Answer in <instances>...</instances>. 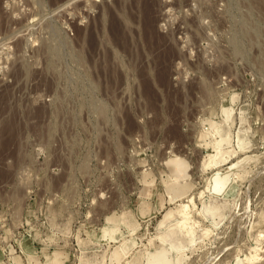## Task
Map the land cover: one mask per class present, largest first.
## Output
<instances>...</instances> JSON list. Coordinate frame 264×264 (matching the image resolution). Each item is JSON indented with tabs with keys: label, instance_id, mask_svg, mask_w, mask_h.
I'll list each match as a JSON object with an SVG mask.
<instances>
[{
	"label": "rangeland",
	"instance_id": "1",
	"mask_svg": "<svg viewBox=\"0 0 264 264\" xmlns=\"http://www.w3.org/2000/svg\"><path fill=\"white\" fill-rule=\"evenodd\" d=\"M228 167L232 189H206ZM181 177L198 221L182 252L158 238ZM166 250L264 264V0H0V264Z\"/></svg>",
	"mask_w": 264,
	"mask_h": 264
},
{
	"label": "bare ground",
	"instance_id": "2",
	"mask_svg": "<svg viewBox=\"0 0 264 264\" xmlns=\"http://www.w3.org/2000/svg\"><path fill=\"white\" fill-rule=\"evenodd\" d=\"M228 135L227 133L225 136H221V141L214 142V148L216 150L221 149V143L223 141H228ZM221 158V157H220ZM219 159V158H218ZM227 159V158H226ZM206 167H216L218 165L217 161V154H210L204 162ZM218 169V168H217ZM232 167H228L224 170L219 169L218 171L214 172L213 175L208 178L206 183V189L209 191H212L216 194H222L226 192L229 189H232L234 182L236 181V178L234 175L238 174L236 172L235 174H231ZM181 173H178L177 175L182 176L184 171L178 170ZM182 178V177H181ZM188 181L184 178L179 179L176 183L169 185L166 190L169 191V197L170 201H176L180 198H187V202L183 201L179 207L174 210V216L177 218L173 220V223L168 227V229L165 232H159L158 238L162 243H167L168 247L167 250L170 249H176L177 251H180L181 249L186 247V243L193 242L196 235V225L198 221L192 217L191 213V205L194 203L195 197L187 195V190L190 188V185H187ZM204 190H202L201 195ZM225 197V196H224ZM206 210V206H205ZM203 211V210H202ZM194 212V211H193ZM210 230L207 227L203 228V233L206 234ZM198 240V239H197ZM192 244V243H191ZM128 244H124V249L128 248ZM125 249V253H127V250ZM167 250L164 251L161 254H158L157 258L155 257V261H148L147 264H169L170 259L167 257L166 253ZM182 252V250L180 251ZM179 252V253H180ZM255 252V250H254ZM259 258V254L256 252L252 254L250 257H248V264H254V260ZM114 264V263H113ZM125 264H129V261H127Z\"/></svg>",
	"mask_w": 264,
	"mask_h": 264
}]
</instances>
